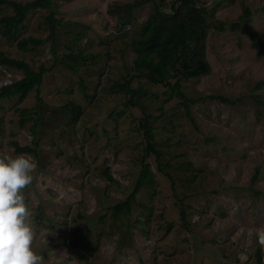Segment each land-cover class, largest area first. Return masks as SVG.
<instances>
[{
    "label": "rangeland",
    "instance_id": "rangeland-1",
    "mask_svg": "<svg viewBox=\"0 0 264 264\" xmlns=\"http://www.w3.org/2000/svg\"><path fill=\"white\" fill-rule=\"evenodd\" d=\"M134 1L53 0L58 19L77 23L59 27L53 46L48 41L19 50L0 34V53L47 69L38 92L21 101L0 99V157L29 154L38 162L24 189L36 230L33 247L42 264H258L264 252L257 238L264 230V84L254 88L264 82V0H198L215 9L213 25L225 29L208 31L210 74L183 83L182 91L188 98L238 101H199L190 106L193 121L177 97L133 71V41L153 12L151 4L141 5L130 24L119 26L121 5ZM244 8L249 19L230 28ZM11 14L0 7V18ZM47 14L31 11L17 39H44ZM78 55L85 60L75 62ZM22 76L0 67V88ZM129 80L146 93L130 100L120 87ZM143 120L153 127L174 183L150 156L153 190L142 189L131 213L114 218L111 207L129 195L139 173ZM33 140L35 153L15 151V144L33 149Z\"/></svg>",
    "mask_w": 264,
    "mask_h": 264
},
{
    "label": "trees",
    "instance_id": "trees-1",
    "mask_svg": "<svg viewBox=\"0 0 264 264\" xmlns=\"http://www.w3.org/2000/svg\"><path fill=\"white\" fill-rule=\"evenodd\" d=\"M165 1L168 0H136L121 5V16L118 17L119 26L130 24L134 8L147 3L153 7V12L146 22L141 25L132 44V50L135 54L132 65L137 77L144 78L152 85L163 87L168 91L170 97H177L183 107L185 116L191 121H193V118L190 114V106L199 101L217 100L223 104L235 105L238 100H230L221 95H209L194 99L188 98L182 91L183 83L207 76L211 72V66L206 59L207 34L212 27L219 31L225 29L222 23L217 26L213 25L215 9L199 6L197 4L198 0H169L168 4H165ZM0 7H7L12 11L11 15L1 16L0 34L6 40L16 41V47L19 50H26L29 46L37 47L48 41L53 46L59 27L77 24L58 19L53 0H33L26 3L0 0ZM35 9L48 10V14L43 18V24L48 33L47 36L44 39L33 37L17 39V34L23 27L28 14ZM248 16L249 10L244 8L242 14L238 16V22L230 24V28L241 27L242 21L249 19ZM244 30L249 32V27L246 24ZM72 59L75 62L81 59L85 60L81 55L73 56ZM0 67L22 72L23 76L20 80L0 88V99L17 97L19 101L23 100L31 91L38 92L43 75L47 71L43 66H40L38 70H34L23 59L9 58L4 53H0ZM130 80L120 86L130 96V100L136 98L139 93H146L143 89H132ZM263 84L264 82H259L254 90L259 89ZM252 97L255 102H260L257 94H253ZM26 113L25 109L20 110L22 116L27 115ZM27 118V116L21 118L19 124L24 125ZM139 124L144 141V154L140 159L139 173L134 188L129 195L123 201L111 207L114 218H117L120 214L129 215L131 213V207L136 201V196L142 189L153 190L155 174L147 161L150 156L154 157L157 170L171 184L174 183L171 174L166 169L167 166L162 164V152L155 140L153 127L146 120L141 121ZM33 145L35 146L33 149L19 147L17 144L14 146L15 151L18 153H35L37 148L35 140H33ZM258 175L259 168H256L251 178V184L256 182ZM107 177L110 176L107 175ZM179 214L181 219L185 221V213L182 208L179 209ZM261 253L262 251L258 252L256 256L257 263L260 261Z\"/></svg>",
    "mask_w": 264,
    "mask_h": 264
},
{
    "label": "clouds",
    "instance_id": "clouds-1",
    "mask_svg": "<svg viewBox=\"0 0 264 264\" xmlns=\"http://www.w3.org/2000/svg\"><path fill=\"white\" fill-rule=\"evenodd\" d=\"M37 168L29 154L0 157V264H42V254L33 247L36 230L24 195ZM257 238L264 245V230Z\"/></svg>",
    "mask_w": 264,
    "mask_h": 264
},
{
    "label": "crops",
    "instance_id": "crops-1",
    "mask_svg": "<svg viewBox=\"0 0 264 264\" xmlns=\"http://www.w3.org/2000/svg\"><path fill=\"white\" fill-rule=\"evenodd\" d=\"M258 264H264V252L260 255V261Z\"/></svg>",
    "mask_w": 264,
    "mask_h": 264
},
{
    "label": "built area",
    "instance_id": "built-area-1",
    "mask_svg": "<svg viewBox=\"0 0 264 264\" xmlns=\"http://www.w3.org/2000/svg\"><path fill=\"white\" fill-rule=\"evenodd\" d=\"M262 245V244H261Z\"/></svg>",
    "mask_w": 264,
    "mask_h": 264
}]
</instances>
